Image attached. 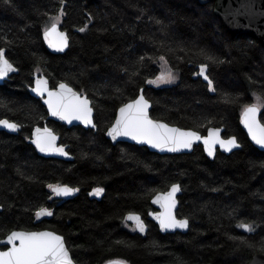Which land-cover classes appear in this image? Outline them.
<instances>
[{
  "label": "trees",
  "instance_id": "1",
  "mask_svg": "<svg viewBox=\"0 0 264 264\" xmlns=\"http://www.w3.org/2000/svg\"><path fill=\"white\" fill-rule=\"evenodd\" d=\"M71 42L52 54L43 41L51 18ZM81 28L85 30L80 31ZM0 49L19 73L0 85V119L21 126L0 131V240L13 231L51 230L65 238L76 264H248L264 254V152L251 144L240 118L264 98V45L233 35L199 0H0ZM161 57L178 72L175 85L156 87ZM211 57V59H209ZM206 75H198L201 64ZM36 72L55 88L67 83L85 94L97 131L67 128L48 120L31 96ZM141 90L155 120L205 135L224 128L242 148L210 160L202 146L191 154L159 155L145 147L116 145L106 137L117 110ZM261 121L264 124V104ZM48 126L68 146L73 161L40 156L29 143L36 126ZM68 185L79 194L61 205L48 185ZM179 184V218L187 233L162 234L149 221L152 198ZM103 188L101 200L89 192ZM53 211L38 221L39 208ZM140 214V236L126 221ZM241 223L251 224L245 232Z\"/></svg>",
  "mask_w": 264,
  "mask_h": 264
},
{
  "label": "snow or ice",
  "instance_id": "2",
  "mask_svg": "<svg viewBox=\"0 0 264 264\" xmlns=\"http://www.w3.org/2000/svg\"><path fill=\"white\" fill-rule=\"evenodd\" d=\"M63 2V0H61ZM64 15L63 8L60 9L59 15L51 18V23L45 28L44 37L53 47L63 50L68 46L67 34L59 31V24ZM85 29L81 28L83 32ZM164 60L163 57L160 58ZM211 59V57H209ZM207 64L200 65L198 75H204V79L208 81V86L212 91V81L206 75ZM10 71H16L13 64L7 59L5 50L0 49V78L8 75ZM175 77L170 69H166L155 81H148L150 84H159L162 82H171ZM48 81L38 78L36 87L33 89L39 95L48 93V105L53 115L60 116L61 119L71 122L73 119L81 120L86 124H91L92 108L91 102L86 95L74 92L67 84L60 83L59 91H49ZM142 91V90H141ZM260 103L246 107L244 112V123L248 128L252 139L257 144L264 146V124L257 119L261 105L264 104V98L257 97ZM149 102L141 94L137 99L130 103L124 104L119 109V116L109 130V135L130 136L134 140L147 142L153 147L161 149L167 148L170 151H179L180 149H190L195 141L203 140L209 155H214V149L217 144L231 151L233 147H237L236 138L232 137L224 140L219 135V129H211L209 134L201 137L196 131H185L179 128H171L167 124L152 120L148 115ZM0 126L10 130H18L19 125L6 119H0ZM95 127V125H92ZM56 137L49 130H45L43 134L37 129V137L35 143L42 152H58L62 155H68L63 147L57 148L55 145ZM49 188L57 196H68L79 189L70 188L67 185H48ZM104 191L103 188L94 190V194L100 195ZM180 191V185L173 184L171 191L162 197H158L156 202L163 201L162 206L165 212L158 217L161 227L168 228H187L188 220H177L173 214L176 205L175 194ZM52 211L47 208H39L36 216H51ZM128 221H135L136 227L140 232L145 231V225L139 215L129 213L126 217ZM239 227L244 228L248 232H253L254 228L251 224L241 223ZM135 230V229H134ZM6 245H11L6 251H0V264H73L69 250L65 245L64 238L53 232H21L13 231L7 237ZM110 264H119V262H110Z\"/></svg>",
  "mask_w": 264,
  "mask_h": 264
},
{
  "label": "water",
  "instance_id": "3",
  "mask_svg": "<svg viewBox=\"0 0 264 264\" xmlns=\"http://www.w3.org/2000/svg\"><path fill=\"white\" fill-rule=\"evenodd\" d=\"M199 2L201 4H211V3H213L214 4V13H215V15L222 20V22L224 23V25L226 26L228 31L230 33H232L233 35L252 36V37H255L256 39H258L264 45V0H199ZM58 27H59V31L64 32V33L67 34V38H68V46L66 48H63V50H59L58 48L51 46L49 44V41L45 39L44 33H43V41H44V44H45L46 48L48 49V51L50 53L56 54V55L64 54L65 52H67V50L70 47V42H71V38H70L68 32L62 30L60 24H59ZM5 55H6V50H5ZM14 68L16 69V71H10L7 76H5L3 78H0V85H4V83L7 82L11 76L19 73L18 69L15 66H14ZM38 78L46 79L48 81L47 87H48L49 91H59V85H57L55 88H52L49 79L44 74H40V73L36 72L34 74V76H33V86L29 88V92H30L32 97L41 99L42 104L45 106V108H46V110L48 112V120L56 122V123H59V124H62L64 126H66L67 128H72V127H78L79 126V127H83L86 130L93 129L94 131H97V127H96V124H95V111L93 109L92 102H91V100L88 97H87L88 100L91 102L90 107L92 108V115H91L92 123L91 124H86L83 121L76 120V119H73L71 122H69L68 120H65V119H61L60 116L52 114V110L49 108V105L47 103V101L49 99L48 93L45 92L41 96L37 92L33 91V89L36 87V80ZM63 83L67 84L65 82H63ZM68 86L74 92L82 94L81 92H79L75 88H73L72 86H70V85H68ZM141 94L144 95V91L143 90L140 92L139 96ZM144 97H145V95H144ZM145 99H146V97H145ZM130 102H128V103H130ZM148 102H149V105H150L149 108H148V115H149V117L152 120L158 121V122L163 123V124H167L171 128H179V129H182V130H185V131H194V130H190V129H183V128L179 127V126H174V125L168 124V123L163 122V121L155 120L151 116L152 103L149 100H148ZM121 107H123V106H121ZM119 109L117 110L116 118H115L113 124L115 123L117 117L119 116ZM245 110H246V108H245ZM245 110L242 112L241 118H240L241 127L243 128L244 132L246 133L247 137L249 138V141L251 142V144L253 146H255L259 151L264 152V146H261V145L257 144L256 141L252 139V136L249 133L247 126L244 123V112H245ZM261 114H262V109H260V112L258 113L257 119L259 120V122L261 124H263V122L261 121ZM6 120H8V119H6ZM10 122H13V121H10ZM14 123H16V122H14ZM93 124L95 125V127L92 126ZM112 125L110 126V128L106 132V137L112 142V144L116 145L117 143H127V144L135 145V146H138V147H145L150 152L156 153V154H159V155L191 154L196 146H202L203 149H204L205 154L207 155V157L210 160H214L215 157H216L217 151H220V152H222L225 155H229V154L233 153L234 151L240 150L242 148L241 144L238 142L237 138L235 137L237 145H238L237 147H233L231 151H227L225 148H223L219 144H217L215 146V149H214V155H209V153L207 151V148H206V146L203 143V140L195 141L192 144V147L190 149H183L182 148L179 151H170L167 148L161 149V148H158V147H153L152 144H149L147 142H141L139 140H134L130 136H116L115 138H113L112 136H110L108 134L109 130L112 127ZM37 129L40 130L41 134H43L46 129L49 130L51 132V134L56 137V141H55L56 147L57 148L63 147L64 151L67 152L68 155L65 156V155H62V154H60L58 152H54V151H52V152H42L40 150V148L37 147V144L35 143V140H36V137H37ZM211 129H219V135L224 140H228V139L232 138V137L224 138V136H223V134L225 132L224 128H210L205 135H202L200 132H198V133L200 134L201 137H205V136H207L209 134V131ZM20 130H21V126L20 125H19L18 130H10V129L6 128V127L0 126V131H4V132L9 133V134H15L16 135V134H18L20 132ZM29 143L36 149L37 153L40 156L44 157V158H53V159H59V160H65V161H73L74 160L73 156L68 152V146L61 143L60 136L57 135L48 126L47 122H45L44 126H42V127L36 126L34 128V130L32 132L31 139L29 140ZM70 188H73V187H70ZM74 189H77V188H74ZM95 189H97V188H95ZM95 189H93V190H91L89 192V197L91 199L101 200L103 198V196L105 195V190L103 191L102 194L96 195V194H94V190ZM170 191H171V187L169 188V190H167L165 192L157 193L152 198L151 205H152L154 210L149 213L148 219H149V221H152L153 223H155L157 225L159 231L162 234H174V233H177V232L185 234V233H187L189 231L190 222H189V220L187 218H179L178 215H177L178 210H179V204H180L179 203V197L182 195L181 187H180V191H178L175 194L176 205H175V208L173 209V214L175 215L177 220L187 219L188 220V227L187 228L176 227V228H168V229H164V228L161 227L160 219L158 217H160V215L165 212V208L162 206L163 201H161L160 203H157L156 200H157L158 197H162V196L166 195L167 193H169ZM51 192L53 193L52 199L58 201V204H57L58 206L63 204V203H65V202H67V201H69V200L74 199L79 194V191H76V192H74V193H72V194H70L68 196H57L52 190H51ZM52 213H53V211H52ZM134 214H137V213H134ZM137 215H139V217L143 221L144 225L146 226L144 232H140L138 230V228L136 227V222L135 221H128V220H126V221L128 223H130V224H133L135 226L136 232L140 236L146 237L147 233H148V226H147L145 220L143 219V217L140 214H137ZM52 217H53V215H51V216H40V217H37V218H38V221H41V220H44V219H51ZM243 230L245 232H248L244 228H243ZM21 232H27V231H21ZM32 232H53V233H55L57 235H60V234H58V233H56L54 231H51V230H41V231H32ZM60 236H62V235H60ZM7 237L2 239V240H0V251H6L8 247H11V245H6L5 244V242L7 241ZM64 242H65L66 247L68 248L67 243L65 241V238H64ZM69 253H70V256H71V258L73 260V264H76L70 251H69ZM110 262H119V264H127L126 262H124L122 260H111V261L107 262L106 264H110ZM248 264H264V254L263 253L255 254L252 257V259L249 261Z\"/></svg>",
  "mask_w": 264,
  "mask_h": 264
},
{
  "label": "rangeland",
  "instance_id": "4",
  "mask_svg": "<svg viewBox=\"0 0 264 264\" xmlns=\"http://www.w3.org/2000/svg\"><path fill=\"white\" fill-rule=\"evenodd\" d=\"M63 17L61 18V21H62ZM159 68H160V73H159V76L161 75L162 72H164L166 69H170L171 72L173 73L175 79L172 80L171 82H162V83H159V84H153L154 86L156 87H167V86H171V85H175L176 83H178L179 79H180V75L178 72L172 70L168 65L167 63L164 61V60H161L160 63H159ZM158 76V77H159ZM157 77V78H158ZM157 78L155 80H157ZM154 80V81H155ZM260 103V101H257L256 104ZM263 104L261 105V108H262Z\"/></svg>",
  "mask_w": 264,
  "mask_h": 264
},
{
  "label": "bare ground",
  "instance_id": "5",
  "mask_svg": "<svg viewBox=\"0 0 264 264\" xmlns=\"http://www.w3.org/2000/svg\"><path fill=\"white\" fill-rule=\"evenodd\" d=\"M52 211V210H51Z\"/></svg>",
  "mask_w": 264,
  "mask_h": 264
}]
</instances>
